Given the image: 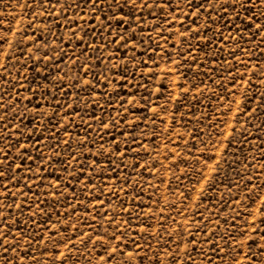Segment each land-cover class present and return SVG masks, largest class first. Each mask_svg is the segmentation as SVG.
I'll use <instances>...</instances> for the list:
<instances>
[{
	"label": "rangeland",
	"instance_id": "obj_1",
	"mask_svg": "<svg viewBox=\"0 0 264 264\" xmlns=\"http://www.w3.org/2000/svg\"><path fill=\"white\" fill-rule=\"evenodd\" d=\"M0 264H264V0H0Z\"/></svg>",
	"mask_w": 264,
	"mask_h": 264
},
{
	"label": "snow or ice",
	"instance_id": "obj_2",
	"mask_svg": "<svg viewBox=\"0 0 264 264\" xmlns=\"http://www.w3.org/2000/svg\"><path fill=\"white\" fill-rule=\"evenodd\" d=\"M91 2L93 3V6H95V4L99 2V0H91ZM0 243H2V241H0Z\"/></svg>",
	"mask_w": 264,
	"mask_h": 264
}]
</instances>
